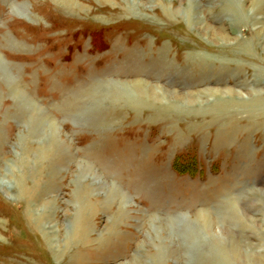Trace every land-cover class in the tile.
Masks as SVG:
<instances>
[{
    "label": "rangeland",
    "instance_id": "374dc122",
    "mask_svg": "<svg viewBox=\"0 0 264 264\" xmlns=\"http://www.w3.org/2000/svg\"><path fill=\"white\" fill-rule=\"evenodd\" d=\"M0 64V264L264 257V0H0Z\"/></svg>",
    "mask_w": 264,
    "mask_h": 264
},
{
    "label": "bare ground",
    "instance_id": "6f19581e",
    "mask_svg": "<svg viewBox=\"0 0 264 264\" xmlns=\"http://www.w3.org/2000/svg\"><path fill=\"white\" fill-rule=\"evenodd\" d=\"M3 65L0 64V68L1 70L3 69L2 67ZM5 70V69H4ZM3 71V70H2ZM8 81V80H7ZM9 82V81H8ZM10 85H12V82L10 81ZM132 85L133 87L136 89L137 87V81H133L132 82ZM13 88V87H11ZM138 89V88H137ZM16 89H12L11 93L14 94L15 98L18 100V101H21V95L18 94V92L15 91ZM20 96V97H19ZM26 101V102H25ZM24 101V106L25 104L27 105V100ZM25 108V107H24ZM46 121L44 120V116L42 115L41 112H38V115L35 114L30 122V130L32 132V134H36L39 132L40 128L43 126V124H45ZM29 148L27 150V148L25 149V157L23 156L21 158V162H22V165L24 164V166L26 164H28V159H27V155L30 153L29 152ZM38 158H44V154L47 155L48 153L45 151V149H41V150H38ZM43 160H40V162H42ZM39 162V163H40ZM40 169V167H39ZM39 169H36V170H33V173H39ZM41 171V170H40ZM35 176H37V174H34ZM102 182H103V185L104 183L106 184V181H107V177H103L102 179ZM108 183V182H107ZM107 191V190H106ZM23 196L25 197V202H26V206L29 205V203H39L40 202V197L39 194L37 193V190L36 189H33L32 187H30L29 189H24V191L22 192ZM113 199V197L111 198ZM116 199V198H115ZM80 209L78 211V213L76 214L75 216V220H74V224H75V236L77 233H80V236L84 237L85 236V233L88 229V223H86V220H85V213L87 211V208L88 207H92V204L88 203V202H85L83 199L80 200ZM91 209V208H90ZM95 209V208H94ZM202 214V215H201ZM198 216L200 218H202L204 220V223L207 224V226H213L214 225V221L212 219H210L208 216V218H204L203 216V212H198ZM45 218V215L44 214H40L37 216L36 218V223L37 222H42L43 219ZM214 228V227H213ZM218 228L220 229L221 232H224L225 234H233V231L234 229L232 227H228L226 225H218ZM236 231V230H235ZM86 241V240H85ZM230 245L232 244V248L229 249L228 251V254L231 256V258L235 261V262H238V263H246V259H248L249 257L253 258L257 263L259 261L258 264H260V260H263L264 257L262 256H259L258 254L255 255V256H252L250 254H246L244 252V250H242V248L239 246V244H237V241L236 240H230L229 241ZM236 243V244H235ZM245 258V259H244ZM250 260V259H249ZM254 262V261H253ZM249 264V263H248Z\"/></svg>",
    "mask_w": 264,
    "mask_h": 264
}]
</instances>
